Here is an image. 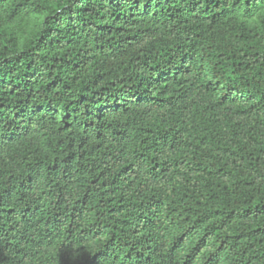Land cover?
Returning <instances> with one entry per match:
<instances>
[{"label": "trees", "instance_id": "obj_1", "mask_svg": "<svg viewBox=\"0 0 264 264\" xmlns=\"http://www.w3.org/2000/svg\"><path fill=\"white\" fill-rule=\"evenodd\" d=\"M0 264H264V0H0Z\"/></svg>", "mask_w": 264, "mask_h": 264}]
</instances>
